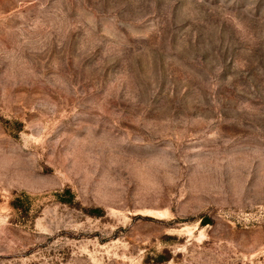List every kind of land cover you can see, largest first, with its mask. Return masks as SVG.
<instances>
[{
  "label": "rangeland",
  "instance_id": "1",
  "mask_svg": "<svg viewBox=\"0 0 264 264\" xmlns=\"http://www.w3.org/2000/svg\"><path fill=\"white\" fill-rule=\"evenodd\" d=\"M0 264H264V0H0Z\"/></svg>",
  "mask_w": 264,
  "mask_h": 264
}]
</instances>
